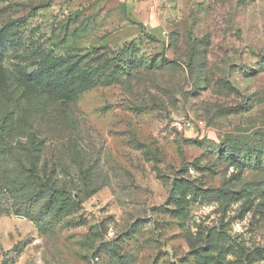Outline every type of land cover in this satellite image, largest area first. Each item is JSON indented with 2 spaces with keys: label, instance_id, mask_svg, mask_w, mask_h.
<instances>
[{
  "label": "rangeland",
  "instance_id": "obj_1",
  "mask_svg": "<svg viewBox=\"0 0 264 264\" xmlns=\"http://www.w3.org/2000/svg\"><path fill=\"white\" fill-rule=\"evenodd\" d=\"M0 264H264V0H0Z\"/></svg>",
  "mask_w": 264,
  "mask_h": 264
},
{
  "label": "trees",
  "instance_id": "obj_2",
  "mask_svg": "<svg viewBox=\"0 0 264 264\" xmlns=\"http://www.w3.org/2000/svg\"><path fill=\"white\" fill-rule=\"evenodd\" d=\"M52 62V61H51ZM49 63L43 67H40L39 71L34 75L33 80L42 86H47V82L49 78L51 79L49 84L51 83V87L54 91H60L61 89H64V87L67 84V75L69 74V68H61V67H55L54 63ZM76 79H79L77 77ZM80 84V83H79ZM71 90V89H70ZM72 91V90H71ZM41 157H35L34 161L33 159H28V161H25L23 165V169L27 175L26 178L36 181L40 185V194L36 197V200L34 203L40 202L46 194H48V198L46 200H49V203L56 200L61 201H69L72 205L76 206L79 205L82 202L83 197L87 196L88 192H83L78 187L76 188L72 186V189L65 188L64 186H59L58 177L53 175V173L48 174L47 173V167L46 162L44 164H41ZM30 162L29 166L26 167V163ZM43 172V173H41ZM80 175V173H79ZM84 179L79 177V181H83ZM76 192L77 197H73V193ZM49 205L50 208V204Z\"/></svg>",
  "mask_w": 264,
  "mask_h": 264
},
{
  "label": "built area",
  "instance_id": "obj_3",
  "mask_svg": "<svg viewBox=\"0 0 264 264\" xmlns=\"http://www.w3.org/2000/svg\"><path fill=\"white\" fill-rule=\"evenodd\" d=\"M173 128L177 132H184L186 129L196 126L199 128H204L205 127V121L199 119V120H191L189 118L181 117L179 119H176L172 122Z\"/></svg>",
  "mask_w": 264,
  "mask_h": 264
}]
</instances>
